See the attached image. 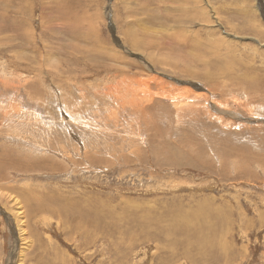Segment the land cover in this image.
Here are the masks:
<instances>
[{
	"label": "rangeland",
	"instance_id": "374dc122",
	"mask_svg": "<svg viewBox=\"0 0 264 264\" xmlns=\"http://www.w3.org/2000/svg\"><path fill=\"white\" fill-rule=\"evenodd\" d=\"M0 264H264V0H0Z\"/></svg>",
	"mask_w": 264,
	"mask_h": 264
},
{
	"label": "bare ground",
	"instance_id": "6f19581e",
	"mask_svg": "<svg viewBox=\"0 0 264 264\" xmlns=\"http://www.w3.org/2000/svg\"><path fill=\"white\" fill-rule=\"evenodd\" d=\"M184 95V93H182V92H179V93H177V95H176V99H188V97H185V96H183ZM191 95V94H190ZM193 96V95H192ZM196 97V96H195ZM194 100H200V97H197V98H195ZM29 199V198H28ZM46 207H47V205H46ZM46 207H45V209H46ZM49 208V207H48ZM64 211V210H63ZM96 213V212H95ZM21 223V222H20ZM22 227V226H21ZM15 230V232L17 233H15V237H16V245L18 244V240H20V241H22V232H21V230H20V228L19 229H14ZM18 246V245H17ZM19 253V252H18ZM20 257V256H19Z\"/></svg>",
	"mask_w": 264,
	"mask_h": 264
}]
</instances>
